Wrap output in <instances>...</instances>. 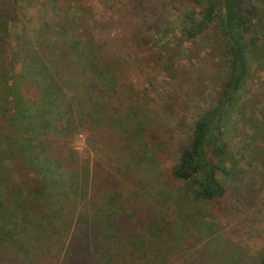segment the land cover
Returning <instances> with one entry per match:
<instances>
[{
  "label": "rangeland",
  "instance_id": "1",
  "mask_svg": "<svg viewBox=\"0 0 264 264\" xmlns=\"http://www.w3.org/2000/svg\"><path fill=\"white\" fill-rule=\"evenodd\" d=\"M247 1L257 6L256 17L264 27V0ZM108 8H97L86 18L91 22L102 62L108 64L125 90L127 112L138 107L139 119L148 118L153 124L145 145L150 150L149 163L137 160L141 150L134 141L112 136L99 122L80 120L86 109H73L69 137L61 140L72 150L73 162L79 168L76 196L60 212L64 222H51L55 224L49 228L51 237L44 238L42 253L35 251L38 260L30 264H64L70 257L81 259L82 264H94V250L84 251L82 244L102 229L90 218L102 206L103 194L110 195L123 210L125 217L116 226L120 234L139 233L149 244L147 255L156 256L139 264H261L264 122L256 125V135L248 130L245 140L235 138L227 143L235 167L233 177L224 182L222 198L196 201L191 181H175L169 174L196 116L215 105L216 82L226 73L224 45L214 22L200 35L185 39L175 17L180 11L198 12L199 5L193 0H122V4ZM1 11L9 16L2 21L11 51L16 50L19 37L40 39L45 29L52 35L61 15L48 0H0ZM144 22L154 23L161 31L147 37L146 46H140L133 35L139 34ZM149 46L161 51L160 60H166L169 67L150 61ZM76 93V102L81 100L83 106L88 105L89 98L94 103V97L86 96L82 89ZM240 96V102L252 106L253 117L264 119V61L251 66ZM70 104L74 105L71 100ZM235 118L226 108L221 129L228 124L234 127ZM54 138L47 136L44 140L59 139Z\"/></svg>",
  "mask_w": 264,
  "mask_h": 264
},
{
  "label": "trees",
  "instance_id": "2",
  "mask_svg": "<svg viewBox=\"0 0 264 264\" xmlns=\"http://www.w3.org/2000/svg\"><path fill=\"white\" fill-rule=\"evenodd\" d=\"M193 1L199 5L198 12L176 13L180 34L193 39L214 22L224 45L227 69L216 82L215 105L196 116L185 144L178 147L176 164L169 174L175 181H191L194 200L210 202L224 196V182L234 174L235 163L226 150L227 143L235 138L245 140L248 130L256 135V125L264 122L253 117L252 106L239 101L251 66L264 61V27L256 17L257 6L247 0ZM48 2L61 11L57 29L52 35L45 29L40 39L19 37L15 51H11L6 23L2 21L9 16L0 12V264L37 261L35 251L42 253L40 245L46 236L51 237L49 228L55 227L51 222H64L60 212L74 202L79 168L73 162L72 150L61 140L69 137L73 109H86L80 120L99 122L112 136L134 141L141 150L137 154L139 162L149 163L150 158L145 145L153 124L148 118L139 119L138 107L127 112L125 90L108 64L102 62L91 22L86 18L93 16L97 8L106 10L122 4V0ZM139 28V34L133 37L140 46H146L147 37L161 31L148 22ZM148 48V57L155 66L162 63L169 67L166 60H160V50ZM77 89L93 96L94 103L90 98L86 106L81 100L76 102ZM226 108L238 118L234 127L228 124L221 129ZM257 113L262 116L260 110ZM47 136L59 139L50 142L44 140ZM102 199V206L90 218L102 229L82 244L84 251L94 250V264L155 260V255H147L149 244L142 235L120 234L116 226L125 216L117 201L108 194ZM64 264H82V260L70 257Z\"/></svg>",
  "mask_w": 264,
  "mask_h": 264
}]
</instances>
